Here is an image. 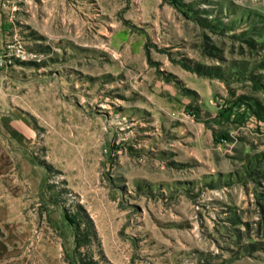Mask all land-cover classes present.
Masks as SVG:
<instances>
[{"label": "rangeland", "instance_id": "obj_1", "mask_svg": "<svg viewBox=\"0 0 264 264\" xmlns=\"http://www.w3.org/2000/svg\"><path fill=\"white\" fill-rule=\"evenodd\" d=\"M18 43L0 264H264V0H0Z\"/></svg>", "mask_w": 264, "mask_h": 264}, {"label": "built area", "instance_id": "obj_2", "mask_svg": "<svg viewBox=\"0 0 264 264\" xmlns=\"http://www.w3.org/2000/svg\"><path fill=\"white\" fill-rule=\"evenodd\" d=\"M37 53H27L25 49L18 44H7L6 47L0 51V66L5 64L11 57H19L26 59L36 56Z\"/></svg>", "mask_w": 264, "mask_h": 264}, {"label": "trees", "instance_id": "obj_3", "mask_svg": "<svg viewBox=\"0 0 264 264\" xmlns=\"http://www.w3.org/2000/svg\"><path fill=\"white\" fill-rule=\"evenodd\" d=\"M196 72L200 73V71H199V70H197Z\"/></svg>", "mask_w": 264, "mask_h": 264}]
</instances>
